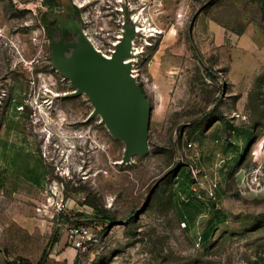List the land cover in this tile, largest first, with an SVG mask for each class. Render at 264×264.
<instances>
[{
    "label": "rangeland",
    "instance_id": "rangeland-1",
    "mask_svg": "<svg viewBox=\"0 0 264 264\" xmlns=\"http://www.w3.org/2000/svg\"><path fill=\"white\" fill-rule=\"evenodd\" d=\"M63 4L106 56L139 18L132 70L153 112L128 165L53 67L48 7ZM184 7L0 0V264H264V0ZM70 224L97 241L75 250Z\"/></svg>",
    "mask_w": 264,
    "mask_h": 264
},
{
    "label": "water",
    "instance_id": "water-1",
    "mask_svg": "<svg viewBox=\"0 0 264 264\" xmlns=\"http://www.w3.org/2000/svg\"><path fill=\"white\" fill-rule=\"evenodd\" d=\"M76 34L71 42L52 39L53 67L70 80L74 96H88L94 108L91 117H100L111 135L125 144L122 164L128 165L134 156L148 153L153 112L132 70L139 35L136 23L130 16L125 18L122 36L111 56L96 49L82 26Z\"/></svg>",
    "mask_w": 264,
    "mask_h": 264
},
{
    "label": "flooded vegetation",
    "instance_id": "flooded-vegetation-1",
    "mask_svg": "<svg viewBox=\"0 0 264 264\" xmlns=\"http://www.w3.org/2000/svg\"><path fill=\"white\" fill-rule=\"evenodd\" d=\"M48 10L50 11L47 19L50 39H63L67 42L74 41L77 37V28L80 26L83 28L80 14L67 4H63L57 8L49 6ZM59 19L61 22H59ZM66 22L67 24L65 25Z\"/></svg>",
    "mask_w": 264,
    "mask_h": 264
},
{
    "label": "built area",
    "instance_id": "built-area-1",
    "mask_svg": "<svg viewBox=\"0 0 264 264\" xmlns=\"http://www.w3.org/2000/svg\"><path fill=\"white\" fill-rule=\"evenodd\" d=\"M49 206L52 208L53 217L60 216L66 212L67 202L63 197H50L48 200ZM64 223H61V226ZM69 243L75 250H82L86 244H91L97 241L96 236L91 232L90 228L85 224H70L67 228Z\"/></svg>",
    "mask_w": 264,
    "mask_h": 264
},
{
    "label": "crops",
    "instance_id": "crops-1",
    "mask_svg": "<svg viewBox=\"0 0 264 264\" xmlns=\"http://www.w3.org/2000/svg\"><path fill=\"white\" fill-rule=\"evenodd\" d=\"M160 2H167L168 4H175L176 5V10L177 12L180 11L181 9L185 8L184 7V1L186 0H159Z\"/></svg>",
    "mask_w": 264,
    "mask_h": 264
},
{
    "label": "bare ground",
    "instance_id": "bare-ground-1",
    "mask_svg": "<svg viewBox=\"0 0 264 264\" xmlns=\"http://www.w3.org/2000/svg\"><path fill=\"white\" fill-rule=\"evenodd\" d=\"M179 17H181V16H179ZM134 22L136 23V26H137V31L138 32H142L143 31V29L141 28V26L140 25H138V22H139V18L137 17V15L134 17ZM152 36V35H151ZM139 52H136V49L134 48V51H133V54H138ZM135 61V60H134ZM131 62H133V60H131Z\"/></svg>",
    "mask_w": 264,
    "mask_h": 264
},
{
    "label": "trees",
    "instance_id": "trees-1",
    "mask_svg": "<svg viewBox=\"0 0 264 264\" xmlns=\"http://www.w3.org/2000/svg\"><path fill=\"white\" fill-rule=\"evenodd\" d=\"M141 89H142V91H143V93L144 94H146L145 93V91H144V89L141 87ZM148 98V97H147ZM107 223H111L112 221H109V220H105ZM212 230V229H211ZM211 230L209 231V232H207L206 234H204V236H203V239L204 240H207L208 239V236H209V234L211 233ZM44 263V260L42 259L38 264H43Z\"/></svg>",
    "mask_w": 264,
    "mask_h": 264
}]
</instances>
